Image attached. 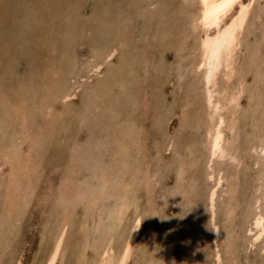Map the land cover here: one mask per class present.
<instances>
[{
	"label": "rangeland",
	"instance_id": "374dc122",
	"mask_svg": "<svg viewBox=\"0 0 264 264\" xmlns=\"http://www.w3.org/2000/svg\"><path fill=\"white\" fill-rule=\"evenodd\" d=\"M30 1L31 0H0V56H1L0 57V86H2V84H3L4 87H2V88L4 89V93L7 94L6 96L9 97L10 100L17 101L18 103H20V101H18V100L21 99L23 95L26 96V93H27L26 92L27 90H25V89H24L25 93H22V92L20 93L21 90H20L19 86L21 85V88H23V87L26 88V86H28L26 89H28V88L30 89V90L28 89V91H30L29 92L30 97H28L29 98L28 101H30V103H31V108L29 109V107H28L26 110L27 113L29 110L28 114H30L29 115L30 118L27 120V125L29 124L28 126H30V127H28V128H30L31 130L29 129L28 133H29V135H31L32 141H34V142L37 141L36 145L39 146L38 148H39V152H40V154H39V152L36 153L37 150H35V152H33V151L27 149L26 148L27 142H26V140H23L24 142H23L22 147H23L24 152L27 153L26 151L28 150V152H29L28 154L33 155L32 157L34 158V159L32 158L33 160H31V161H35V165H36L35 168L36 169H35V173L32 174L35 184L33 183V187L31 189L32 193L29 192V197L27 200L28 205L24 209V212L26 214L23 213L24 214V215L22 214L23 217L19 216L21 221L18 222L17 232L15 233L16 239H15V241H13L14 244L10 245L11 247H8L9 248L8 254L5 258L2 259V257H0L1 258L0 264H2V263L3 264H11V262L17 258V255H18V257L20 256V264H32V263L33 264H35V263L42 264L43 259L45 257V254L47 252L46 250L49 249L48 248V242L51 240V236L48 237V235H52V233L55 231V229L57 227V223H55V221L58 219L59 216H64V218H66V220L69 223V230L71 233L69 232V234L67 235V238H68L67 242H68V244L69 243L70 244L68 245V248L65 251L66 254L64 253V258L62 259L61 262H58L57 264H68V263L73 264V261H74L73 257L76 256V250H78L77 247H79V245L77 243H74L77 245V246H75L76 247L75 248L73 245V242H77L79 239L80 234L77 232L76 229L78 227H80V223H81V221L85 215V207H84L83 203L77 204L76 206H73L71 204V201L69 198H71V196L73 197L74 195L71 194L70 191H69L70 192V195H69V192L67 191V189L63 188L64 186L67 187V184H68L67 183L68 180H67L66 175L70 173V170H73V169H71L73 167V162H76L78 164V167H77L78 169H77V172L75 173V180H76L75 185L81 187V189L84 190L85 192L89 191L88 189H90V187L93 185V177L91 175L92 174L91 170H94V166H95L93 163V161H94L93 158L95 157V152L98 151V147L96 145L97 144L96 142L100 141V140H101L100 142L104 141L103 140L104 136L108 134L107 138H105L106 141H105L104 146L101 149L99 148L100 150H105V152L103 155L99 156L98 161L100 164H97L98 165L97 168H99V166L102 168V166H105L107 164L109 166L111 163H113L112 146H113L114 135L116 133H118V131L122 130L123 128L126 130L127 126L130 123L133 125H136L135 127L137 129L135 128V131L131 135V139L129 141L130 142V145H129L130 147L128 149L129 156L125 160L126 161V177H128V174L129 175L133 174L132 178L135 179L134 188L136 189V193L134 191L135 194L133 197L137 198V200L139 199L137 201L138 202L137 206H139L140 211L143 213H142V222H141V228H140V236L138 237V240L135 244V246L136 245H139V246H137V247L134 246L133 252L130 256V257H133V259L129 258L130 261H128V264H133L134 262H137V264H146V263L147 264H150V263L151 264H158V262H159V264H203L204 262H205V264H209L213 251L209 248V246H210L209 245L210 227H209V214H208L209 212H208V209L206 207L205 195H206V191L210 185V181L206 180L204 177V164L202 161L204 158V155H203L204 152L203 151H205V145H204V143L202 144V142H203L202 137L204 136L205 129H206L205 127L207 126V124H206V121H204L205 113L202 110L203 108L201 109V102L198 101V97H197L198 94H196L197 92L199 93V91H200L199 90V83L195 82L197 80V76H198L199 72L194 71L189 67L190 62L194 61V58H195L194 56H195L196 52L193 48V43L191 44V46L190 45H188V47L186 46V41L188 44L193 42V38H192L193 35L188 32L190 30V28H189V25L187 24V22L189 23L190 19L192 18L191 17L192 6H189V4H191V3L187 2L185 0H150V1L149 0H124V1L123 0H120V1L119 0H114V1L113 0H89V1L88 0H76V1L75 0H45V4L47 5V7L44 5L43 7L42 6L39 7L40 9L37 8L35 16H34V13L30 12L31 11L30 9H27V4L28 3L31 4ZM32 1L34 2V0H32ZM157 1H159V2H157ZM139 5H141V6H139ZM57 7L60 8V12H59L58 16H57V12H56ZM42 8H43V10H42ZM100 8H102V9H100ZM109 9H110V11H109ZM38 10L40 12H38ZM186 10H188V11L186 12ZM106 11L107 12L109 11L108 16H109V21L111 22L109 24L110 26L105 25L104 16L106 15L105 14ZM115 11L117 12V14L119 16L116 15ZM110 13H112V14L114 13V14L112 15ZM30 14H33V15H30ZM127 15H129V17ZM124 16H126V17H124ZM40 18H41V20H40ZM102 18H104V19H102ZM43 19L46 22L48 21L47 24L44 26H42L43 22H44ZM124 19H127V20L124 21ZM71 20H73L75 22L74 28H73V25H71L73 23V22L71 23ZM127 22H129L130 25ZM152 22L154 23V25ZM165 23H166L168 29L164 28ZM173 23H175L174 26H176L175 28H177V30L172 25ZM183 24H184V26H183ZM53 25H56V28H58L54 32L52 31V30H54L52 28ZM168 25H169V27H168ZM119 26H120V28H119ZM133 26L135 28H133ZM156 26H158V27H156ZM180 26H182V27H180ZM186 27L189 29H187ZM138 28H139V30H138ZM179 28L185 29V31H186V33L184 32L185 35H183V31L179 30ZM112 30L114 33H112ZM118 30H119V32H118ZM159 30H162L163 33ZM68 31H72V33H74V34H70V33H68ZM181 31H182V33H181ZM106 32L109 33V36L105 35ZM64 33H65V35H64ZM161 33H162V35H161ZM243 33H245V34H243ZM263 33H264V0H258V1L255 0L254 4L252 6L251 12H250L249 19H248L246 26L244 27L242 35H241L242 36L241 38H243V39H240V40L241 41L243 40L244 42L240 41V47H238V49L236 50V56L237 57L236 56L235 57L238 59V61H240L239 63H237L236 62L237 59L235 58L236 59L235 65L239 64L238 66H236V68L238 67L237 71H239L236 74L238 77H236V75H235L233 77V79L231 80L232 82L236 83V81H238V79H239L240 83H242L241 87L243 86L241 96L239 97V101L237 103V106L235 107V110L237 112L234 110L236 113L235 114L236 120H235L234 128L231 132H229V130H227V129H226V132L224 131L225 137L230 142L229 154L231 156L228 154L229 157L227 156V158H224L225 161H222V160L215 161V163L213 165V170H215V171L217 169H224L226 171L225 172L222 170V181H221L220 187L218 188V192H217V195L215 198V207H214V221H215V224H217L218 231H219V233H218L219 238L217 240V248L218 249H216V250L219 251V253L222 257V263L221 264H227L226 263V260L228 257L227 241L231 243L232 253L233 252L235 253V258L233 260V264H261V258L262 257L259 253L260 241H258L254 246L248 247L246 245V242H247L248 238L250 237V234L245 233V228L249 222V219H246V218H248L250 216V214L255 210V205L253 204L255 198L257 196H260L262 194V192L264 191V188L258 189V185L264 183V163H262V162H264V150L261 151V145L264 148V122H263L264 121L263 120L264 119L263 118L264 117V113H263L264 112V106H262V105H264V86H263L264 81L263 82L260 81V80H264V79H262V77L264 78V69H263L264 68V55H263L264 54V42H263L264 36H263ZM175 34H177V35H175ZM114 35H115V37H114ZM158 35H160V37H158ZM164 35L165 36L167 35V36L165 37ZM184 36H186L185 40H183L185 38ZM178 37H181V38L183 37L182 39L180 38V40H182L181 42L178 39ZM261 38H262V40H260ZM121 39H122V41H121ZM132 39H133V41H132ZM175 40H176V43H178L177 45L175 43V46L177 49L174 48V46H173L174 45L173 42ZM145 42H147V43H145ZM150 43H151V45H150ZM165 43H166V45H165ZM180 43H181V45H179ZM122 44L124 45V47ZM110 46H115L117 48L112 60H110L109 62H105V64L103 65V67L100 69L99 72L91 75V78L89 81H83L82 82V80L79 77L76 78L77 80H76V82H74V83H76V86H75L76 90L74 93L75 94L74 99L72 98L65 105H64V103H61L59 101H55L54 102L55 103L54 104V110L52 109L53 111H51V110L50 111H45V110L42 111L43 108L40 106V105H42V103L39 102V103H41V104H39L38 102H35L34 98L37 97L36 95L38 94V91H39L38 88H40L41 81H44V83H45L49 79L54 78L51 75V70L56 68V66H59V70H62L65 68V70L63 71L64 72V77H63L64 81L63 82L66 83V81H67V84L70 85L68 83V79L70 77H72L71 74L72 73H73V75L78 74V76H81L82 74H84L83 73L84 65L86 66L89 58H91V55L95 51L96 48H98L100 51H103L105 48L110 47ZM149 46H150V48H149ZM179 46H181V47H179ZM185 47H186L187 51H183V49H185ZM86 49H87V51H86ZM120 49H121V51H120ZM164 49H166V50L164 51ZM170 49H171V51H170ZM188 49H189V51H191L190 52L191 55L189 54ZM43 50H44V52H43ZM80 50H81V52H80ZM45 51L47 53H45ZM150 51H151V54H150ZM181 51H183V52H181ZM139 52H141L143 54L140 55ZM175 52L177 55L176 54L173 55ZM178 52H179V54H178ZM180 52H181V54H180ZM192 52H193V54L194 53L195 54L193 55ZM16 53H17V55H16ZM68 54H70V55H68ZM152 54H153V56H152ZM182 54L184 56H182ZM73 55H74V57H72ZM187 55H190V57H192L193 59L189 58V60H188L187 58L189 56H187ZM240 55L242 58L240 57ZM176 56H178V58H176ZM75 57L77 58V61L75 60L76 59ZM184 57H186V58H184ZM50 58L51 59L54 58L56 61L54 59L50 60ZM57 59H58V61H57ZM60 59H62V61ZM78 59L80 60L81 63H79ZM159 59H161L160 60L161 66L159 63ZM40 60H41V62H40ZM82 60H83V62H82ZM152 60L156 63H154ZM7 61L9 64L7 63ZM25 61L27 64L25 63ZM73 61L75 63V67L71 66V64L74 65ZM148 61H150L151 63ZM49 63H51V64H49ZM65 63L67 66H65ZM30 64H31V66H30ZM44 64H45V66H44ZM148 64H149V66H148ZM185 64H187V65H185ZM158 65H159L160 69H159ZM162 65H163V67H162ZM4 66L5 67L7 66L6 70H5ZM24 67H25V69H24ZM35 67H37V68L40 67V70L42 71V72L39 71L40 72L39 75L36 74L35 77L38 76L37 78L34 77L36 70L33 68H35ZM52 67H54V68H52ZM184 67H186V69H182ZM138 68H140V69H138ZM5 71H6V73H7V71L9 73L8 75L5 73V75H7V76H5L3 74ZM106 71L109 75L113 72L116 74V79H113V78L110 79V82L112 81V84L109 85V90L106 92L104 99L106 101L109 100L108 101L109 107H112L117 111V120L114 122V125L110 128V130L105 134V131H103V129H101L102 128L101 125L104 123L105 117L103 115H101L99 117L100 120L98 118L96 120L97 121L96 122L93 118V115H94V113H96L95 110L97 111L96 108L99 107L100 101H102L99 98H97V94L99 92L97 91V89H95L96 86H98L96 83H97V81H101L103 79V77L106 74ZM143 71H144V73H143ZM156 71H157V73H156ZM43 72L47 76V78H46V76H44V77L42 76ZM47 72H49L50 74H47ZM164 72H168V73H164ZM195 72H196V74H195ZM239 73H240V75H238ZM241 73H242V75H241ZM14 74L19 75V76L17 75L18 79H16L17 77ZM30 74H31V78H29ZM180 74H184L183 79H181V80L178 79ZM169 75H170V77H169ZM171 75H172V77H171ZM40 76H42L43 79H41L42 77H40ZM239 76L242 79H240ZM27 78H28V80H27ZM93 78H95V79L93 80ZM29 79L30 80L32 79V80L30 82H28ZM157 79H158V81H157ZM168 79H169L170 83H169ZM172 79H173V82H171ZM258 79H259V81H258ZM222 80H223V77L219 76V81L222 82ZM241 80H242V82H241ZM33 81H34V83H32ZM25 82H26V84H25ZM243 82H244V85H243ZM20 83H22V84H20ZM28 83H30V84H28ZM157 83H158L159 87H158ZM159 83L160 84L162 83L161 85H163V86H161ZM171 84H172V86H171ZM152 85H153V87H152ZM251 85H252V87H250ZM154 86H156V87H154ZM261 86H263V87H261ZM2 88L0 87V90ZM152 88L153 89L155 88V89L153 90ZM174 89H175V91H174ZM161 91H162V93H161ZM243 91H244V93H243ZM13 94H14V96H13ZM15 94H17V95H15ZM173 94L175 95V97L173 96ZM19 95H21V97ZM31 95H33L34 97ZM87 96L89 98H87ZM31 97H33L34 100L31 99ZM114 97H116V98H114ZM159 97H160V99H159ZM14 98L16 100H14ZM174 98H176V99H174ZM163 99H164V102L166 101L165 103L163 102ZM181 100H183L182 103H181ZM259 100H260V102H259ZM50 102H51L50 105L53 104L52 101H50ZM137 102L139 103V105H137L138 104ZM173 102H176V104ZM184 102L187 105H186L184 114H181L180 106L182 104L185 105ZM166 103H167V106L165 105ZM194 103H196V105H193ZM197 103H199V104H197ZM36 104H38V105H36ZM61 104H62V106H61ZM106 104H107V102L105 103V105ZM173 104H175V105H173ZM260 104H262V105H260ZM21 105L24 106L23 104H21ZM21 105H19V106H21ZM25 105L27 107V103H25ZM0 106L2 108L5 105H4V103H2L0 101ZM35 106L37 108H35ZM87 106H89V107H87ZM91 106H93V107H91ZM171 106H174V107H172V109H171L170 108ZM195 106H196V108H195ZM238 106H239V108H238ZM141 107H143V108H141ZM163 107H165L166 109H164ZM1 108H0V112L2 110ZM66 108H67V110H66ZM227 108H228L227 110L223 109L222 113L225 114L226 116H229L228 114H230L229 111L232 110V107L230 105ZM35 109H37V110H35ZM163 109H164V111H163ZM191 109H193V111ZM261 109L263 112H261ZM191 111L194 112L193 115H191L192 114ZM198 111H201V112H198ZM18 112L19 111H17V113H16L17 116H19V114L21 115L23 110L22 111L20 110L19 113ZM52 112H55L54 114L56 115L55 116L56 118L54 117V114ZM62 112H65V113H62ZM131 112H133V113H131ZM32 114L33 115L35 114V115L33 116ZM36 114H38V115H36ZM45 114H47L46 115L47 118H46ZM250 114H251V116H250ZM0 115H3V114L0 113ZM40 115L43 116V118H41ZM145 115H146V118H145ZM17 116L15 115V117H13V118L16 119ZM192 116L194 118L197 117L195 119L197 120L198 123L196 122V120H194V118H190L192 120H190L191 122L189 121L188 118L192 117ZM35 117H36L35 120L37 122L34 120ZM40 118L42 120H40ZM62 118H63V120H62ZM134 119H136V120H134ZM256 119L258 122L256 121ZM59 121H61V123H59ZM181 121L183 124L181 123ZM52 122H54V123H52ZM195 122H196V125H198V126L193 124ZM37 123H40V126H42V127H40ZM177 123H178V125H177ZM184 123L187 126H188V124L190 126L187 127L186 125H184ZM33 125H34V128H33ZM49 125H51V127ZM157 125L159 126V128H157L158 127ZM36 126H37V128H36ZM179 126H181V127L178 128ZM43 128H45V129H43ZM186 128H188V129H186ZM180 129H182V130H180ZM195 129H196V131H195ZM259 129H260V131H259ZM5 130H6L5 126H3L1 124L0 125V142H3V143H6L4 140L5 139L4 137H6ZM187 130H189L188 132H190V131L191 132L187 133ZM261 130H262V132H261ZM30 131L32 132V134ZM6 133L11 134L10 128L8 129V131ZM28 133H27V137H28ZM137 134L139 135V138H137L138 137ZM187 134H188V136H187ZM41 135H42V137H44L43 139L46 140L47 145L44 144L45 141L42 142L43 139L41 138ZM48 137H50L51 140ZM161 137H163V138H161ZM65 138L68 140H66ZM151 138H153V139H151ZM47 139H48V141H47ZM91 139H92V141H91ZM53 140H54V142H53ZM65 140L67 141V143H65ZM70 140H71V142H68ZM192 140H193V142H191ZM196 140L199 142H197ZM259 140L261 141L260 143H259ZM59 141H60V143H59ZM257 141H258V143H257ZM195 142H196V144L200 143L202 146L199 144H197V146H195ZM41 143L43 144V146ZM53 143L55 144V146ZM168 144H170L169 149L165 151L164 148ZM158 145H161V147H163V148H161L160 146L158 147ZM256 147H258V148L260 147V149H257ZM230 149H232V150H230ZM154 150H156V151H154ZM157 150H158V152H157ZM161 150H163V151H161ZM52 151H53V154H51ZM64 151H65V155L63 156L62 154H64ZM200 151H201V153H200ZM235 151L237 154H234ZM253 152H254V154H253ZM47 153H48V156H47ZM199 153H200V155H199ZM36 154L38 156H36ZM128 154H126V155H128ZM197 154H198V157H197ZM194 155H196V157ZM153 156H155V157H153ZM181 156H184L186 158V160L188 161L186 166H181V164H180ZM55 157L56 158L61 157L62 160H64L65 162H61L60 161L61 158L59 159V161L57 159V162H56ZM54 158H55V160H54ZM197 158H199V160ZM40 160L41 161L43 160V161L41 162ZM86 160H87V162H86ZM48 161H49L50 165H48V163H47ZM220 162H222V163H220ZM223 162L224 163L226 162V163L224 164ZM254 162L255 163L257 162V163L255 164ZM39 163H41V164H39ZM10 164L12 165L11 162L6 163L5 161H3L2 158L0 159V172L2 170V172L0 173L1 174L0 175V188L3 187L2 185L4 184L5 179H8V177L10 175L9 174L10 173L9 167H11ZM51 164L55 165V166L53 165L54 168ZM137 164H139V165H137ZM228 164H230V165H228ZM56 165L58 167H56ZM257 165L259 166L260 170L256 167H254ZM60 166H62L61 169H60ZM158 167H159V169H158ZM69 168H70V170L68 171ZM138 170L140 172H138ZM145 170L149 171V173H151V175L153 176L152 177V199H151L150 203L145 199V190L143 189L144 180L142 178H143V176H145V172H146ZM58 171H60V172H58ZM182 172H183V174H182ZM231 173H233V174H231ZM158 174H160V175H158ZM50 175L52 177H49ZM157 176L158 177L160 176V177L158 178ZM58 177H59V180H58ZM82 178H84V179H82ZM153 178H155V179H153ZM43 179H44V185L45 186H43ZM257 179L258 180L260 179V180L258 181ZM53 181L57 185V187H56V185H54ZM80 181L81 182L83 181V184L79 183ZM40 182H42V183H40ZM45 182H47V183H45ZM255 183H257V184H255ZM46 184H48V185L50 184L51 185L50 188ZM84 184H86V185H84ZM178 184H179V186H177ZM250 184H251V186H250ZM158 185H160V186H158ZM175 185H176V187H175ZM84 186L86 187V189ZM156 186H157V188H156ZM52 187H54L55 189L54 188L52 189ZM58 187H59V189H58ZM57 189H58L59 193H57L58 192ZM62 189H64L63 191L66 193L63 194V191H61ZM258 190L260 193L258 192ZM0 192H1V190H0ZM157 192H158V194H157ZM37 193H38V195H37ZM60 193L62 194V196ZM163 193H164V195H163ZM45 194H46V197H45ZM51 195H53L52 196L53 198L51 197ZM177 195H181V197L177 196ZM50 197H51V199H50ZM250 197H251V200H249ZM67 199H68V203L66 201ZM199 199L204 200V201H201ZM38 200H40V201H38ZM51 200H53V201L51 202ZM134 200H133V202L135 203ZM32 201H34V205H33ZM113 202H114L113 198L108 199V201L106 203H102V205L100 206V210L96 211L93 214V216H92L93 218H92L91 222L93 223V221H96L95 226H97V224L100 225V224L105 222L104 218H103L104 220L100 219V218L104 217L103 214L109 210L108 205L113 204ZM236 202H238V203H236ZM148 203L154 208L153 210H155V216H154L155 217V223L153 225L154 244L152 245V247H150V245H149L148 233H146L147 227H148V221H147V219H148V211H147ZM0 204H1V199H0ZM200 205H203V206H200ZM204 205H205V207H204ZM227 205L232 206V209H231L232 212L228 213V210H227L228 206ZM259 205L260 206H258V208L261 210H264V206H263L264 203H260ZM45 206H47V207H45ZM45 208H46V210H45ZM37 209L39 212L37 211ZM65 209H67V210H65ZM182 209H184V211ZM55 211H57V213H59V215ZM134 211H135V208H132L128 211L127 216L121 225V228L124 227V229H125L128 227V225L131 222ZM198 212H200V213H198ZM245 213H247V214L245 215ZM248 213H249V215H248ZM66 214H68V215L66 216ZM197 214H199V216ZM71 215H73V216H71ZM52 216H53V218H52ZM185 216H186V218H185ZM77 218H78V220H74ZM45 219L48 221H46ZM196 220H197V223L199 225L195 224ZM198 220H199V222H198ZM74 222H75V225L72 224ZM180 223H182V224H180ZM54 224H55V226L52 227ZM184 224H186V227H182ZM46 225L47 226L51 225V228L53 231L51 230L50 226L48 228ZM93 225H94V223H93ZM170 225H172V226L170 227ZM205 225L207 227H205ZM165 226H167V227H165ZM174 227H176V228L174 229ZM204 228H207V229H204ZM47 229H48V231L50 230L51 233H50V231H49V233L46 232ZM166 230L168 231V233ZM144 231H145V233H144ZM44 232L46 233V236H45ZM199 232H201L200 235H199ZM42 233H43V235H42ZM20 235H21V238H20ZM77 235H79V236H77ZM188 235H189V237H187ZM196 235L197 236L199 235L198 238L203 239L206 242L203 240L201 242V240H199ZM99 236H100V234L97 231H95V232H93L92 239L93 238L98 239ZM140 237H142V238L140 239ZM43 238H44V240H43ZM45 238L47 240H45ZM74 238H75V240H74ZM194 239H196V241L199 240V242L198 241L196 242ZM40 240L42 243L41 246H40L41 243L39 242ZM140 241H141V243H140ZM142 242H144V244H142ZM194 242H196V244H195L196 247L192 246V245H194ZM198 243H200L201 245ZM15 244H16L17 248H16ZM115 244H117V242ZM143 245H144V247H143ZM197 246H199L198 249L200 251H195V250H197ZM201 246H203V247H201ZM37 247H39V249ZM188 247H189V249H191L190 251L187 249ZM72 248H73V250H70ZM143 248L145 251L142 250ZM146 248L147 249L149 248V250H147ZM194 248H196V249L194 250ZM204 248H206V249H204ZM137 249L141 250V252H139ZM185 249L187 250V253H186ZM36 250L38 253L37 252L35 253ZM193 250H194V252H193ZM203 251H204V253H203ZM184 252H185V254H184ZM189 252H190V254H189ZM67 253H68V255H70V254L71 255L68 256ZM168 253H169V256H167ZM36 254H37V256H36ZM87 254L89 255L88 258H93L94 253H93L92 249H88ZM163 254L164 255L166 254V256H164ZM8 255H9V257H8ZM35 256H36V260H35ZM65 257H67L66 260H65ZM163 257H165V258H163ZM141 258H142V261L140 262ZM156 258H158L159 260H157ZM133 260H135V261H133ZM183 260H185V261L183 262ZM203 260H204V262H203Z\"/></svg>",
	"mask_w": 264,
	"mask_h": 264
},
{
	"label": "bare ground",
	"instance_id": "6f19581e",
	"mask_svg": "<svg viewBox=\"0 0 264 264\" xmlns=\"http://www.w3.org/2000/svg\"><path fill=\"white\" fill-rule=\"evenodd\" d=\"M41 1V2H40ZM76 1V0H75ZM89 1V0H88ZM114 1V0H113ZM120 1V0H119ZM118 1V2H119ZM124 1V0H123ZM150 1V0H149ZM187 2H190L191 4H189V6H192V12H191V19L190 22L187 24L189 25L190 30L188 31L189 33H191L192 38H193V42L191 43H187L186 41V46L188 47V45L191 46V44L193 43V48L196 52L195 54V58L194 61H191L189 64V67L194 70L199 72L198 76H197V80L195 81L196 83H199V93L197 92L196 94L198 97V101L201 102V109L204 111L205 115H204V121H206L207 126L205 127V133L204 136L202 137V144L204 143L205 145V151L204 152V158H203V164H204V177L206 180L210 181V185L206 191V195H205V202H206V207L208 209V214H209V227H210V241H209V248L213 251L211 258H210V262L209 264H221L222 263V257L219 253L217 248V240L219 238V231H218V227L217 224H215L214 221V207H215V198L218 192V188L221 185V181H222V170L225 171L224 169H217L216 171L213 170V165L215 163V161H225L224 158H227L228 154H229V148H230V142L227 140V138L225 137V132L226 129L229 130V132H231L234 128V124H235V107L237 106V103L239 101V97L241 96V92H242V87L240 83V80L238 79V81L232 82L231 80L233 79V77L237 74V68L235 65V61H236V50L238 49V47H240V39L242 36V32L244 27L246 26V23L249 19L250 16V12L252 9V6L255 2V0H185ZM258 1V0H257ZM30 3H26L27 4V9H30L32 13H36V9L39 7H43L44 5L47 7V5L45 4V0H34V2L31 0ZM40 2V3H39ZM54 2V1H53ZM52 2V3H53ZM85 2V1H84ZM144 2V1H143ZM159 2V1H157ZM60 3V2H59ZM146 3V2H145ZM151 3V2H150ZM39 4V5H38ZM83 4V3H82ZM104 4V3H103ZM128 4V3H127ZM147 4V3H146ZM49 5V4H48ZM60 6V5H59ZM84 6V5H83ZM101 6V5H100ZM107 6V5H106ZM134 6V5H133ZM141 6V5H139ZM184 6V5H183ZM49 7V6H48ZM63 7V6H62ZM135 7V6H134ZM150 7V6H149ZM256 7V6H255ZM136 8V7H135ZM158 8V7H157ZM188 8V7H187ZM190 8V7H189ZM259 8V7H258ZM40 9V8H39ZM56 12H57V16L59 15L60 12V8L57 7L56 8ZM72 9V8H71ZM102 9V8H100ZM163 9V8H162ZM254 9V8H253ZM43 10V8H42ZM69 10V9H68ZM108 10V9H107ZM113 10V9H112ZM161 10V9H160ZM110 11V9H109ZM109 11H106V15L104 16L105 18V25L106 26H110L109 24L111 23L109 21ZM146 11V10H145ZM156 11V10H155ZM164 11V10H163ZM188 10H186L187 12ZM255 11V10H254ZM38 12H40L38 10ZM67 12V11H66ZM98 12V11H97ZM102 12V11H101ZM113 12V11H112ZM116 12V11H115ZM165 12V11H164ZM135 13V12H134ZM137 13V12H136ZM147 13V12H146ZM184 13V12H183ZM189 13V12H188ZM260 13V12H259ZM258 13V14H259ZM68 14V13H67ZM112 14V13H110ZM114 14V13H113ZM112 14V15H113ZM129 14V13H128ZM33 15V14H30ZM116 15L117 12H116ZM115 15V16H116ZM33 16V17H34ZM114 16V17H115ZM119 16V15H118ZM123 16V15H122ZM129 17V15H127ZM162 16V15H161ZM31 17V16H30ZM42 17V16H41ZM126 17V16H124ZM123 17V18H124ZM182 17V16H181ZM184 17V16H183ZM102 18V19H104ZM186 18V17H185ZM184 18V19H185ZM119 19V18H118ZM132 19V18H131ZM174 19V18H173ZM29 20V19H28ZM41 20V18H40ZM111 20V19H110ZM127 19H124V21ZM129 20V19H128ZM151 20V19H150ZM36 21V20H35ZM43 25H46L47 22L43 19ZM84 21V20H83ZM109 21V22H108ZM123 21V22H124ZM66 22V21H65ZM73 22V23H72ZM130 22V21H129ZM129 22H127L129 24ZM71 25H73V28L75 27V22L73 20H71ZM118 23V22H117ZM125 23V22H124ZM153 23V22H152ZM158 23V22H157ZM102 24V23H101ZM108 24V25H107ZM116 24V23H115ZM132 24V23H131ZM175 23H173L172 25L174 26ZM177 24V23H176ZM179 24V23H178ZM103 25V24H102ZM124 25V24H123ZM130 25V24H129ZM134 25V24H133ZM154 25V23H153ZM186 25V24H185ZM187 25V26H188ZM95 26V25H94ZM105 26V27H106ZM132 26V25H131ZM130 26V27H131ZM139 26V25H138ZM166 26V27H165ZM164 28H167V25L165 23ZM184 26V24H183ZM250 26V25H249ZM22 27V26H21ZM158 27V26H156ZM163 27V26H162ZM169 27V25H168ZM176 26H174L175 28ZM182 27V26H180ZM54 30H52L53 32L56 31V25H53L52 27ZM120 28V26H119ZM125 28V27H124ZM133 28H135L133 26ZM137 28V27H136ZM172 28V27H171ZM187 28V27H186ZM187 28V29H189ZM108 29V28H107ZM112 29V28H111ZM110 29V30H111ZM153 29V28H152ZM159 29V28H158ZM162 29V28H161ZM168 29V28H167ZM177 30V28H175ZM252 29V28H251ZM255 29V28H254ZM127 30V29H126ZM139 30V28H138ZM174 30V29H173ZM183 31V35H185L186 31L185 29H180ZM124 31V30H123ZM163 33L162 30H159ZM167 31V30H166ZM175 31V30H174ZM181 31V33H182ZM90 32V31H89ZM110 32V31H109ZM119 32V30H118ZM126 32V31H125ZM143 32V31H142ZM185 32V33H184ZM187 32V33H188ZM68 33L70 34H74L72 33V31H68ZM112 33L113 30H112ZM145 33V32H144ZM149 33V32H148ZM159 33V32H158ZM161 33V35H162ZM173 33V32H172ZM171 33V34H172ZM52 34V33H51ZM146 34V33H145ZM160 34V33H159ZM179 34V33H178ZM245 34V33H243ZM63 35V34H62ZM65 35V33H64ZM76 35V34H75ZM106 36H109V33L106 32L105 33ZM120 35V34H119ZM144 35V34H143ZM177 35V34H175ZM182 35V36H183ZM188 35V34H187ZM186 35V36H187ZM71 36V35H70ZM73 36V35H72ZM117 36V35H116ZM155 36V35H154ZM153 36V37H154ZM165 36V35H164ZM163 36V37H164ZM167 36V35H166ZM165 36V37H166ZM186 36H184L185 38L183 40L186 39ZM264 36V33H263ZM74 37V36H73ZM115 37V35H114ZM127 37V36H126ZM151 37V36H150ZM149 37V38H150ZM158 37H160V35H158ZM164 37V38H165ZM188 37V36H187ZM83 38V37H82ZM181 37H178V39L180 40ZM183 38V37H182ZM181 38V39H182ZM123 39V38H122ZM121 39V41H122ZM145 39V38H144ZM158 39V38H157ZM166 39V38H165ZM177 39V38H176ZM154 40V39H153ZM163 40V39H162ZM189 40V39H188ZM192 40V39H191ZM259 40V39H258ZM262 40V38L260 39ZM124 41V40H123ZM133 41V39H132ZM149 41V40H148ZM158 41V40H157ZM182 40H180L181 42ZM49 42V41H48ZM61 42V41H60ZM104 42V41H103ZM139 42V41H138ZM155 42V41H154ZM169 42V41H168ZM167 42V43H168ZM241 42H244L243 40ZM264 42V41H263ZM51 43V42H50ZM68 43V42H67ZM70 43V42H69ZM123 43V42H122ZM147 43V42H145ZM156 43V42H155ZM172 43V42H171ZM176 40L173 42V46L174 48H176L175 46ZM262 43V42H261ZM44 44V43H43ZM53 44V43H52ZM62 44V43H61ZM104 44V43H103ZM129 44V43H128ZM131 44V43H130ZM158 44V43H157ZM163 44V43H162ZM178 43H176L177 45ZM74 45V44H73ZM81 45V44H80ZM83 45V44H82ZM123 45V44H122ZM121 45V46H122ZM134 45V44H133ZM151 45V43H150ZM166 45V43H165ZM181 45V43L179 44ZM246 45V44H245ZM50 46V45H49ZM106 46V45H105ZM160 46V45H159ZM168 46V45H167ZM166 46V47H167ZM51 47V46H50ZM124 47V45H123ZM122 47V48H123ZM181 47V46H179ZM252 47V46H251ZM77 48V47H76ZM150 48V46H149ZM74 49V48H73ZM80 49V48H79ZM78 49V50H79ZM116 47L115 46H110L105 48L103 51H100L98 48L95 49V51L92 53L91 58H89L88 63L86 64V66L84 65V71L81 76L77 75H73V73L71 74L72 77H70L68 79V83L70 85L63 82L64 81V69L59 70V66H56V68H54L53 70H51V75L52 77H54L53 79H49L47 82L44 83V81H41V85L38 94L36 95L37 97H35L33 99V97H31V99H33L35 102H41L42 105H40L45 111H53L54 110V102L55 101H59L61 103H64V105L66 103H68L72 98L74 99L75 96V86H76V78H80L83 81H89L91 78V75L94 73H97L100 71V69L103 67V65L105 64V62H109L110 60H112L115 52H116ZM125 49V48H124ZM131 49V48H130ZM138 49V48H137ZM140 49V48H139ZM168 49V48H167ZM177 49V48H176ZM179 49V48H178ZM186 49V47H185ZM183 49V51H187V49L185 50ZM190 49V48H189ZM188 49V51H189ZM94 50V49H93ZM127 50V49H126ZM136 50V49H135ZM142 50V49H141ZM166 49H164L165 51ZM192 50V49H191ZM70 51V50H69ZM75 51V50H74ZM87 51V49H86ZM121 51V49H120ZM131 51V50H130ZM133 51V50H132ZM171 51V49H170ZM175 51V50H174ZM177 51V50H176ZM181 51V52H183ZM248 51V50H247ZM14 52V51H13ZM17 52V51H16ZM44 52V50H43ZM77 52V51H76ZM81 52V50H80ZM124 52V51H123ZM180 52V54H181ZM191 51H189L190 54ZM45 53H47L45 51ZM75 53V52H74ZM79 53V52H78ZM136 53V52H135ZM140 55H142L143 53L139 52ZM187 53V52H186ZM41 54V53H40ZM72 54V53H71ZM81 54V53H80ZM85 54V53H84ZM131 54V53H130ZM151 54V51H150ZM176 52L173 54L175 55ZM179 54V52H178ZM193 54V52H192ZM193 54V55H194ZM245 54V53H244ZM14 55V54H13ZM17 55V53H16ZM27 55V54H26ZM57 55V54H56ZM66 55V54H65ZM70 55V54H68ZM89 55V54H88ZM149 55V54H148ZM177 55V54H176ZM191 55V54H190ZM190 55L187 59L189 60ZM242 55V54H241ZM240 55V57H241ZM264 55V54H263ZM45 56V55H44ZM67 56V55H66ZM146 56V55H145ZM153 56V54H152ZM182 56H184L182 54ZM186 56V55H185ZM236 56V57H235ZM248 56V55H247ZM1 57V56H0ZM12 57V56H11ZM27 57V56H26ZM47 57V56H46ZM74 57V55L72 56ZM77 57V56H76ZM75 57V58H76ZM254 57V56H253ZM17 58V57H16ZM41 58V57H40ZM44 58V57H43ZM62 58V57H61ZM145 58V57H144ZM150 58V57H149ZM176 58H178V56H176ZM186 58V57H184ZM236 58V59H235ZM242 58V57H241ZM45 59V58H44ZM47 59V58H46ZM54 59V58H52ZM50 58V60H52ZM193 59V58H192ZM191 59V60H192ZM251 59V58H250ZM55 60V59H54ZM62 61V59H60ZM77 61V58L75 59ZM74 60V61H75ZM161 59H159V63ZM179 60V59H178ZM177 60V61H178ZM5 61V60H4ZM32 61V60H31ZM36 61V60H35ZM39 61V60H38ZM49 61V60H48ZM56 61V60H55ZM58 61V59H57ZM73 61V63H74ZM79 63L80 60L78 59ZM153 61V60H152ZM187 61V60H186ZM33 62V61H32ZM41 62V60H40ZM83 62V60H82ZM150 62V61H148ZM154 62V61H153ZM237 63H239L240 61H236ZM247 62V61H246ZM8 63V61H7ZM13 63V62H12ZM26 63V61H25ZM36 63V62H35ZM39 63V62H38ZM52 63V62H51ZM49 63V64H51ZM67 63V62H66ZM65 63V66H67ZM78 63V62H77ZM85 63V62H84ZM147 63V62H146ZM151 63V62H150ZM156 63V62H154ZM243 63V62H242ZM6 64V63H5ZM9 64V63H8ZM27 64V63H26ZM32 64V63H31ZM30 64V66H31ZM34 64V63H33ZM53 64V63H52ZM55 64V63H54ZM171 64V63H170ZM181 64V63H180ZM241 64V63H240ZM245 64V63H244ZM4 65V64H3ZM7 65V64H6ZM29 65V64H28ZM41 65V64H40ZM147 65V64H146ZM156 65V64H155ZM154 65V66H155ZM187 65V64H185ZM9 66V65H8ZM33 66V65H32ZM45 66V64H44ZM48 66V65H47ZM71 66L75 67V63L74 65L71 64ZM149 66V64H148ZM161 66V63H160ZM5 67V66H4ZM7 67V66H6ZM5 67V70L7 69ZM14 67V66H13ZM107 67V66H106ZM145 67V66H144ZM159 67V65H158ZM157 67V68H158ZM163 67V65H162ZM240 67V66H239ZM42 68V67H41ZM50 68V67H49ZM151 68V67H150ZM189 68V69H190ZM246 68V67H245ZM11 69V68H10ZM25 69V67H24ZM36 70L34 77L37 75H39L40 72H42L40 70V67H35L33 68ZM48 69V68H47ZM51 69V68H50ZM136 69V68H135ZM140 69V68H138ZM160 69V67H159ZM164 69V68H163ZM182 69H186V67L182 68ZM241 69V68H240ZM243 69V68H242ZM264 69V68H263ZM28 70V69H27ZM149 70V69H148ZM162 70V69H161ZM40 71V72H39ZM141 71V70H140ZM146 71V70H145ZM155 71V70H154ZM139 72V71H138ZM3 73V72H2ZM6 71L3 73L5 75ZM32 73V72H31ZM142 73V72H141ZM144 73V71H143ZM157 73V71H156ZM164 73H168V72H164ZM7 75L9 74L8 71L6 73ZM13 74V73H12ZM21 74V73H20ZM47 74H50L49 72H47ZM62 74V75H61ZM174 74V73H173ZM178 74V73H177ZM185 74V73H184ZM184 74H180L179 75V80L183 79ZM196 74V72H195ZM250 74V73H249ZM5 75V76H7ZM16 75V74H14ZM18 75V74H17ZM16 75V77H17ZM67 75V74H66ZM65 75V76H66ZM152 75V74H151ZM166 75V74H165ZM240 75V73L238 74ZM242 75V73H241ZM13 76V75H12ZM19 76V75H18ZM42 76H46L43 72ZM40 76V77H42ZM50 76V75H49ZM100 76V75H99ZM110 76V77H109ZM219 76L223 77L222 82L219 81ZM15 77V76H14ZM38 77V76H37ZM35 77V78H37ZM39 77V78H40ZM43 77L41 79H43ZM109 77V78H108ZM141 77V76H140ZM170 77V75H169ZM172 77V75H171ZM236 77H238L236 75ZM262 77V76H261ZM12 78V77H11ZM10 78V79H11ZM22 78V77H21ZM29 78H31V74L29 76ZM47 78V76H46ZM50 78V77H49ZM116 79V74L113 72L110 75L107 73L105 76L103 77V79L101 81H97V85L95 89H97V91L99 92L97 94V98H99L100 103H99V107H97V111L95 110L96 113H94L93 118L96 121L101 115H103L104 118V123L101 125V129H103V131H105V134L110 130V128L114 125V122L117 120V111L112 108L109 107L108 101L109 100H105L104 96L106 94V92L109 90V85L112 84V81L110 82V79ZM150 78V77H149ZM160 78V77H159ZM240 79H242L239 76ZM257 78V77H256ZM18 79V77L16 78ZM73 79V80H72ZM95 78H93L94 80ZM245 79V78H244ZM262 79H264L262 77ZM15 80V79H14ZM22 80V79H21ZM28 80V78H27ZM32 80V79H31ZM29 79L28 82L31 81ZM35 80V79H34ZM46 80V79H45ZM150 80V79H149ZM161 80V79H160ZM194 80V79H193ZM253 80V79H252ZM16 81V80H15ZM23 81V80H22ZM156 81V80H155ZM158 81V79H157ZM169 81V79H168ZM259 81V79H258ZM260 81H264V80H260ZM173 82V79L172 81ZM242 82V80H241ZM261 82V83H262ZM16 83V82H15ZM34 83V81L32 82ZM31 83V84H32ZM65 83V84H64ZM89 83V82H88ZM163 83V82H162ZM161 83V84H162ZM170 83V81H169ZM264 83V82H263ZM22 84V83H20ZM26 84V82H25ZM30 84V83H28ZM39 84V83H38ZM155 84V83H154ZM160 84V83H159ZM160 84V85H161ZM164 84V83H163ZM252 84V83H251ZM18 85V84H17ZM158 85V83H157ZM165 85V84H164ZM244 85V82H243ZM163 86V85H161ZM172 86V84H171ZM196 86V85H195ZM264 86V85H263ZM261 86V87H263ZM1 88L4 87L3 84L2 86H0ZM23 87V86H22ZM28 86H26L27 88ZM153 87V85H152ZM156 87V86H154ZM159 87V85H158ZM174 87V86H173ZM194 87V86H193ZM252 87V85L250 86ZM20 88V93H25L24 89L27 90L26 92V96H22L21 99H19L18 101H20V103H18L17 101H12L9 99V97H7L4 93V89L2 88L0 90V101L2 103H4V107L0 108L2 109L0 113H2L3 115H0V125L2 124L3 126H5L6 130H5V134L6 137H4L5 142H0V159L2 158L3 161H5L6 163L11 162L12 165L11 167H9V171H10V175L8 177V179H5L4 184L2 185L3 187L0 188L1 192H0V199H1V204H0V257L5 258L8 254V247H11L10 245L14 244L13 241H15L16 239V235L15 233L17 232V226H18V222L21 221L20 217H23V213L25 207L28 205V197H29V192H31L32 187H33V183H34V178L32 176V174L35 173V161H31L34 158L32 157L33 155L28 154V150H31L33 152L36 151V153L39 152V146L36 145L37 141L34 142L32 141L31 135H29L28 130L30 128V126L27 125V120L30 118V114L29 110L27 113V108L29 107V109L31 108V103L28 97H30V94L28 91V89L26 88H21V85L19 86ZM161 88V87H160ZM175 88V87H174ZM197 88V87H196ZM245 88V87H244ZM243 88V89H244ZM260 88V87H259ZM153 89V88H152ZM155 89V88H154ZM153 89V90H154ZM162 89V88H161ZM165 89V88H164ZM261 89V88H260ZM16 90V89H15ZM30 90V89H29ZM78 90V89H77ZM187 90V89H186ZM245 90V89H244ZM18 91V90H17ZM175 91V89H174ZM263 91V90H262ZM105 92V93H104ZM261 92V91H260ZM259 92V93H260ZM162 93V91H161ZM172 93V92H171ZM174 93V92H173ZM176 93V92H175ZM244 93V91H243ZM242 93V94H243ZM18 94V93H17ZM15 94V95H17ZM92 94V93H91ZM90 94V95H91ZM14 96V94H13ZM21 97V95H19ZM143 96V95H142ZM163 96V95H162ZM173 96L175 97V95L173 94ZM19 97V98H20ZM186 97V96H185ZM190 97V96H189ZM87 98H89L87 96ZM116 98V97H114ZM193 98V97H192ZM196 98V97H195ZM76 99V98H75ZM158 99V98H157ZM160 99V97H159ZM172 99V98H171ZM176 99V98H174ZM173 99V100H174ZM261 99V98H260ZM14 100H16L14 98ZM86 100V99H85ZM89 100V99H88ZM50 101L53 102V104L50 105ZM119 101V100H118ZM162 101V100H161ZM183 100H181L182 103ZM104 102V103H103ZM107 102V104L105 105V103ZM164 102V99H163ZM166 102V101H165ZM164 102V103H165ZM260 102V100H259ZM25 103H27V107L25 105ZM29 103V104H28ZM34 103V102H33ZM39 103V104H41ZM93 103V102H92ZM138 103V102H137ZM136 103V104H137ZM171 103V102H170ZM176 104V102H173ZM21 104H23L24 106H22ZM120 104V103H119ZM173 104V105H175ZM185 104V102H184ZM199 104V103H197ZM21 105V106H19ZM38 105V104H36ZM58 105V104H57ZM63 105V106H64ZM139 105V103L137 104ZM162 105V104H161ZM167 106V103L165 104ZM186 105H181L180 106V112L181 114H184L185 112V108ZM193 105H196V103H194ZM232 107V110L229 111L230 114H228L229 116H226L225 114L222 113V110L225 109L227 110L228 106ZM233 105V106H232ZM262 105V104H260ZM62 106V104H61ZM60 106V107H61ZM69 106V105H68ZM90 106V105H89ZM87 106V107H89ZM164 106V105H163ZM259 106V105H258ZM264 106V105H262ZM261 106V107H262ZM56 107V106H55ZM70 107V106H69ZM83 107V106H82ZM93 107V106H91ZM171 106L170 108L172 109ZM35 108H37L35 106ZM99 108V109H98ZM143 108V107H141ZM164 109H166L165 107H163ZM196 108V106H195ZM199 108V107H198ZM239 108V106H238ZM256 108V107H255ZM259 108V107H258ZM34 109V108H33ZM41 109V108H40ZM53 109V110H52ZM85 109V108H84ZM163 109V111H164ZM20 110L23 112L21 113V115L19 114V116H17V111L20 112ZM37 110V109H35ZM67 110V108H66ZM69 110V109H68ZM193 111V109H191ZM195 110V109H194ZM230 110V109H229ZM235 110V111H234ZM240 110V109H239ZM254 110V109H253ZM167 111V110H166ZM191 111V112H192ZM18 112V113H19ZM32 112V111H31ZM67 112V111H66ZM201 112V111H198ZM237 112V111H236ZM261 112L262 109H261ZM33 113V112H32ZM40 113V112H39ZM38 113V114H39ZM53 114L55 112H52ZM65 113V112H62ZM130 113V112H129ZM133 113V112H131ZM161 113V112H160ZM190 113V112H189ZM194 112H192L191 115H193ZM250 113V112H249ZM264 113V112H263ZM36 114V115H38ZM93 114V113H92ZM162 114V113H161ZM258 114V113H257ZM15 115L17 116V118H13L15 117ZM33 115V114H32ZM35 115V114H34ZM33 115V116H34ZM42 115V114H41ZM41 118H43V116H41ZM47 114H45L46 116ZM142 115V114H141ZM195 115V114H194ZM256 115V114H255ZM263 115V114H262ZM56 115L54 114V117ZM180 116V115H179ZM238 116V115H237ZM251 116V114H250ZM50 117V116H49ZM48 117V118H49ZM129 117V116H128ZM142 117V116H141ZM157 117V116H156ZM253 117V116H252ZM40 118V120H42ZM47 118V116H46ZM56 118V117H55ZM131 118V117H130ZM146 118V115H145ZM190 118H194L189 117V121L192 120ZM197 118V117H195ZM194 118V120H196ZM203 118V117H202ZM250 118V117H249ZM257 118V117H256ZM259 118V117H258ZM264 118V117H263ZM36 119V117L34 118V120ZM156 119V118H155ZM180 119V118H179ZM60 120V119H59ZM63 120V118H62ZM100 120V118H99ZM136 120V119H134ZM143 120V119H142ZM150 120V119H149ZM154 120V119H153ZM264 120V119H263ZM36 121V120H35ZM152 121V120H151ZM201 121V120H200ZM257 121V119H256ZM37 122V121H36ZM48 122V121H47ZM55 122V121H54ZM52 122V123H54ZM97 122V121H96ZM128 122V121H127ZM153 122V121H152ZM191 122V121H190ZM197 122V120H196ZM196 122L193 123L196 125ZM237 122V121H236ZM258 122V121H257ZM264 122V121H263ZM59 123H61V121H59ZM92 123V122H91ZM182 123V121H181ZM189 123V122H188ZM198 123V122H197ZM261 123V122H260ZM40 126V123H37ZM151 124V123H150ZM159 124V123H158ZM183 124V123H182ZM190 124V123H189ZM188 124V126L184 123V125H186L187 127H189L190 125ZM192 124V125H193ZM253 124V123H252ZM259 124V123H258ZM46 125V124H45ZM156 125V124H155ZM178 125V123H177ZM200 125V124H199ZM256 125V124H255ZM262 125V124H261ZM48 126V125H47ZM51 127V125H49ZM136 125L133 124H129L127 126V129L124 130H120L118 131V133H116L114 135V139H113V146H112V156H113V163H111L109 166L108 164L105 166H102V168L99 166V168H97V164H100L98 159L100 155H103L105 150H100L104 144L107 138V135L104 136V141L100 142L97 141L96 145L98 147V151L95 152V157L93 158V163H94V170H91L92 172V177H93V185L90 187V189H88L89 191L85 192L84 190L81 189V187L76 186L75 185V173L77 172V167L78 164L76 162H73V167L70 170V168L68 169V171L70 170V173L67 174V187L64 186V189H67V191L71 192V194H73L74 196L70 199L71 204L73 206H76L77 204H84L85 207V215L80 223V227H78L76 230L77 232L80 234L77 235L79 236V239L77 242H73L74 247L77 246L74 243H77L79 245L78 250H76V256L73 257V264H128L129 258L133 259V257H130L134 246L138 240V237L140 236V228H141V222H142V213L139 209L138 205V200L137 198L133 197L134 194L136 193V189L134 188L135 185V179L132 178V175H129L128 173V177H126V158L129 156L128 154V149H129V145H130V139H131V135L134 133L135 131V127ZM154 126V125H153ZM158 126V125H157ZM198 126V125H196ZM42 127V126H40ZM155 127V126H154ZM153 127V128H154ZM181 126H179L178 128H180ZM183 127V126H182ZM200 127V126H199ZM198 127V128H199ZM256 127V126H255ZM3 128V127H2ZM10 128V132L6 133L8 131V129ZM32 128V127H31ZM34 128V125H33ZM37 128V126H36ZM49 128V127H48ZM159 128V126L157 127ZM45 129V128H43ZM137 129V128H136ZM183 129V128H182ZM180 129V130H182ZM188 129V128H186ZM202 129V128H201ZM31 130V129H30ZM38 130V129H37ZM200 130V129H199ZM203 130V129H202ZM33 131V130H32ZM138 131V130H137ZM189 130H187V133ZM196 131V129H195ZM201 131V130H200ZM225 131V132H224ZM260 131V129H259ZM31 132V131H30ZM34 132V131H33ZM38 132V131H37ZM194 132V131H193ZM262 132V130H261ZM27 133H28V137H27ZM81 133V132H80ZM149 133V132H148ZM151 133V132H150ZM200 133V132H199ZM202 133V132H201ZM32 134V132H31ZM34 134V133H33ZM79 134V133H78ZM157 135V134H156ZM199 135V134H198ZM78 136V135H77ZM137 138H139V135L137 134ZM158 136V135H157ZM156 136V137H157ZM188 136V134H187ZM230 136V135H229ZM41 138L43 139L44 137ZM46 138V137H45ZM50 139V137H48ZM163 138V137H161ZM262 138V137H261ZM66 139V138H65ZM79 139V138H78ZM153 139V138H151ZM160 139V138H159ZM166 139V138H165ZM190 139V138H189ZM232 139V138H231ZM23 140H26L27 142V153L24 152L23 150ZM51 140V139H50ZM63 140V139H62ZM68 140V139H66ZM65 140V143H67V141ZM72 140V139H71ZM68 141V142H71ZM161 140V139H160ZM176 140V139H175ZM245 140V139H244ZM45 141V145H47L46 140L43 139L42 142ZM48 141V139H47ZM92 141V139H91ZM147 141V140H146ZM197 141V140H196ZM54 142V140H53ZM62 142V141H61ZM171 142V141H170ZM193 142V140L191 141ZM199 142V141H197ZM245 142V141H244ZM261 141L259 140V143ZM263 142V141H262ZM52 143V142H51ZM60 143V141H59ZM155 143V142H154ZM255 143V142H254ZM258 143V141H257ZM42 144V143H41ZM54 144V143H53ZM52 144V145H53ZM192 144V143H191ZM199 145H201L200 143H197ZM196 142H195V146H197ZM247 144V143H246ZM245 144V145H246ZM49 145V144H48ZM68 145V144H67ZM71 145V144H70ZM193 145V144H192ZM203 145V146H204ZM43 146V144H42ZM55 146V144H54ZM65 146V145H64ZM161 147V145H158V147ZM170 144H168L164 149L165 151L169 149ZM202 146V145H201ZM45 147V146H44ZM48 147V146H47ZM53 147V146H52ZM63 147V146H62ZM68 147V146H67ZM70 147V146H69ZM199 147V146H198ZM42 148V147H41ZM60 148V147H59ZM100 148V149H99ZM138 148V147H137ZM163 148V147H161ZM160 148V149H161ZM191 148V147H190ZM196 148V147H195ZM200 148V147H199ZM257 149H260V147H256ZM157 149V148H156ZM159 149V150H160ZM163 149V150H164ZM197 149V148H196ZM201 149V148H200ZM204 149V148H203ZM202 149V150H203ZM54 150V149H53ZM63 150V149H62ZM138 150V149H137ZM161 150V151H163ZM232 150V149H230ZM235 150V149H234ZM264 150V148L261 145V151ZM150 151V150H149ZM152 151V150H151ZM156 151V150H154ZM45 152V151H44ZM50 152V151H49ZM138 152V151H137ZM158 152V150H157ZM156 152V153H157ZM232 152V151H231ZM63 153V152H62ZM74 153V152H73ZM174 153V152H173ZM196 153V152H195ZM201 153V151H200ZM199 153V155H200ZM248 153V152H247ZM9 154V155H8ZM40 154V152H39ZM50 154V153H49ZM53 154V151L52 153ZM128 154V155H126ZM139 154V153H138ZM159 154V153H158ZM234 154H237L236 151ZM243 154V153H242ZM254 154V152H253ZM46 155V154H45ZM44 155V156H45ZM63 156L65 155V151L64 154H62ZM125 155V156H124ZM187 155V154H186ZM202 155V154H201ZM230 155V154H229ZM240 155V154H239ZM36 156H38L36 154ZM48 156V153H47ZM50 156V155H49ZM177 156V155H176ZM179 156V155H178ZM196 157V155H194ZM231 156V155H230ZM253 156V155H252ZM46 157V156H45ZM53 157V156H52ZM82 157V156H81ZM155 157V156H153ZM198 157V154H197ZM229 157V156H228ZM255 157V156H254ZM33 158V159H32ZM50 158V157H49ZM56 158V157H55ZM54 158V160H55ZM61 157L56 158V162L57 159L59 161ZM160 158V157H159ZM242 158V157H241ZM157 159V158H156ZM199 160V158H197ZM255 159V158H254ZM258 159V158H257ZM48 160V159H47ZM145 160V159H144ZM148 160V159H147ZM151 160V159H150ZM2 161V160H1ZM39 161V160H38ZM41 161V160H40ZM43 161V160H42ZM41 161V162H42ZM61 162H65L64 160H60ZM159 161V160H158ZM231 161V160H230ZM255 161V160H254ZM87 162V160H86ZM258 162V161H257ZM256 162V163H257ZM48 165L49 161L47 162ZM139 163V162H138ZM160 163V162H159ZM188 163V161L186 160V158L184 156H181V160H180V164L181 166H186ZM222 163V162H220ZM224 163V162H223ZM226 163V162H225ZM224 163V164H225ZM231 163V162H230ZM255 163V162H254ZM255 163V164H256ZM264 163V162H262ZM41 164V163H39ZM59 164V163H58ZM161 164V163H160ZM218 164V163H217ZM6 165V164H5ZM52 166L54 164H51ZM139 165V164H137ZM219 165V164H218ZM230 165V164H228ZM9 166V165H8ZM55 166V165H54ZM53 166V168H54ZM131 166V165H130ZM258 166V165H257ZM254 166L256 168L259 169V166ZM261 166V165H260ZM4 167V166H3ZM17 167V168H16ZM56 167H58L56 165ZM62 166H60L61 169ZM217 167V166H216ZM263 167V166H262ZM40 168V167H39ZM38 168V169H39ZM164 168V167H163ZM166 168V167H165ZM221 168V167H220ZM225 168V167H224ZM236 168V167H235ZM57 169V168H56ZM159 169V167H158ZM45 170V169H44ZM51 170V169H50ZM55 170V169H54ZM133 170V169H132ZM162 170V169H161ZM165 170V169H164ZM228 170V169H227ZM260 170V169H259ZM4 171V170H3ZM41 171V170H40ZM39 171V172H40ZM47 171V170H46ZM45 171V172H46ZM49 171V170H48ZM52 171V170H51ZM72 171V172H71ZM146 171V170H145ZM177 171V170H176ZM2 172V170H1ZM0 172V173H1ZM60 172V171H58ZM132 172V171H131ZM138 172H140L138 170ZM163 172V171H162ZM165 172V171H164ZM175 172V171H174ZM179 172V171H178ZM226 172V171H225ZM231 172V171H230ZM261 172V171H260ZM7 173V172H6ZM48 173V172H47ZM50 173V172H49ZM85 173V172H84ZM160 173V172H159ZM166 173V172H165ZM224 173V172H223ZM8 174V173H7ZM46 174V173H45ZM44 174V175H45ZM183 174V172H182ZM233 174V173H231ZM249 174V173H248ZM262 174V173H261ZM1 175V174H0ZM53 175V174H52ZM160 175V174H158ZM163 175V174H162ZM201 175V174H200ZM224 175V174H223ZM255 175V174H254ZM259 175V174H258ZM8 176V175H7ZM46 176V175H45ZM180 176V175H179ZM49 177H52L51 175ZM86 177V176H85ZM152 175L151 173H149V171L145 172V176H143V180H144V186L143 189L145 190V199L150 203L151 199H152ZM158 177V176H157ZM160 177V176H159ZM158 177V178H159ZM65 178V177H64ZM236 178V177H235ZM251 178V177H250ZM260 178V177H259ZM4 179V178H3ZM84 179V178H82ZM155 179V178H153ZM237 179V178H236ZM254 179V178H253ZM42 180V179H41ZM59 180V177H58ZM78 180V179H77ZM86 180V179H85ZM142 180V181H143ZM240 180V179H239ZM258 180V179H257ZM260 180V179H259ZM258 180V181H259ZM37 181V180H36ZM65 181V180H64ZM237 181V180H236ZM252 181V180H251ZM257 181V182H258ZM48 182V181H47ZM45 182V183H47ZM61 182V181H60ZM42 183V182H40ZM54 183V181H53ZM57 183V182H56ZM77 183V182H76ZM83 184V181L79 182ZM78 183V184H79ZM85 183V182H84ZM262 183V182H261ZM35 184V183H34ZM38 184V183H37ZM52 184V183H51ZM63 184V183H62ZM61 184V185H62ZM257 184V183H255ZM259 184V183H258ZM39 185V184H38ZM41 185V184H40ZM47 186H49L50 188V184H46ZM54 185H56L54 183ZM66 185V184H65ZM80 185V184H79ZM86 185V184H84ZM195 185V184H194ZM43 186L44 185V179H43ZM60 186V185H59ZM82 186V185H81ZM160 186V185H158ZM179 186V184L177 185ZM251 186V184H250ZM257 186V185H256ZM57 187V185H56ZM85 187V186H84ZM176 187V185H175ZM54 187H52L53 189ZM157 188V186H156ZM253 188V187H252ZM260 188H264V183L263 184H259L258 185V189ZM55 189V188H54ZM59 189V187H58ZM57 189V191H58ZM64 189H62L61 191H63ZM86 189V187H85ZM176 189V188H175ZM178 189V188H177ZM225 189V188H224ZM251 189V188H250ZM50 190V189H49ZM56 191V190H55ZM135 191V193H134ZM198 191V190H197ZM35 192V191H34ZM33 192V193H34ZM69 192V195H70ZM74 192V193H73ZM195 192V191H194ZM259 192V190H258ZM32 193V192H31ZM49 193V192H48ZM59 193V191L57 192ZM66 193L63 191V194ZM202 193V192H201ZM260 193V192H259ZM61 194V193H60ZM158 194V192H157ZM238 194V193H237ZM257 194V193H256ZM34 195V194H33ZM38 195V193H37ZM40 195V194H39ZM58 195V194H57ZM164 195V193H163ZM203 195V194H202ZM236 195V194H235ZM250 195V194H249ZM35 196V195H34ZM53 195H51L52 197ZM60 196V195H59ZM62 196V194H61ZM180 196L181 195H177ZM44 197V196H43ZM46 197V194H45ZM50 197V199H51ZM67 197V196H66ZM143 197V196H142ZM235 197V196H234ZM33 198V197H32ZM41 198V197H40ZM53 198V197H52ZM113 198L114 202L113 204L108 205L109 210L106 211L103 215L104 217H101L100 219H105V222L95 226L96 221H92V216L93 214L100 210V206L102 205V203H106L108 201V199ZM157 198V197H156ZM162 198V197H161ZM168 198V197H167ZM184 198V197H183ZM202 198V197H201ZM254 198V197H253ZM135 199V200H134ZM237 199V198H236ZM34 200V199H33ZM41 200V199H40ZM38 200V201H40ZM133 200L135 201V203L133 202ZM201 200V199H199ZM251 200V197L250 199ZM248 200V201H249ZM44 201V200H43ZM46 201V200H45ZM53 200H51L52 202ZM68 203V199L66 200ZM69 201V202H70ZM204 201V200H201ZM247 201V200H246ZM33 205H34V201ZM36 202V201H35ZM50 202V203H51ZM165 202V201H164ZM251 202V201H250ZM249 202V203H250ZM148 203L147 206V211H148V227H147V232L148 233V242L150 247H152V245L154 244V231H153V225L155 223V210H153L154 208ZM200 203V202H199ZM238 203V202H236ZM260 203H264V191L262 192V194L260 196H257L253 202V204L255 205V210L250 214V216L246 219H249L248 224L246 225L245 228V233H249L250 237L248 238L246 245L248 247H252L254 246L258 241H260V247H259V253L261 255V264H264V210H261L258 208V206H260ZM30 204V203H29ZM32 204V203H31ZM40 204V203H39ZM46 204V203H45ZM61 204V203H60ZM203 204V203H202ZM205 204V203H204ZM244 204V203H243ZM242 205V204H241ZM36 206V205H35ZM52 206V205H51ZM59 206V205H58ZM70 206V205H69ZM181 206V205H180ZM203 206V205H200ZM228 206V205H227ZM264 206V205H263ZM29 207V206H28ZM47 207V206H45ZM71 207V206H70ZM184 207V206H183ZM205 207V205H204ZM234 207V206H233ZM252 207V206H251ZM262 207V206H261ZM40 208V207H39ZM66 208V207H65ZM135 208V211L133 212V216L131 219L130 224L128 225L127 228L124 229L121 228V225L124 221V219L127 216V213L130 209ZM197 208V207H196ZM44 209V208H43ZM232 206L229 205L227 210L228 213L232 212ZM238 209V208H237ZM46 210V208H45ZM67 210V209H65ZM184 211V209H182ZM248 210V209H247ZM26 211V210H25ZM38 211V209H37ZM179 211V210H178ZM204 211V210H203ZM39 212V211H38ZM57 213V211H55ZM59 212V211H58ZM61 212V211H60ZM66 212V211H65ZM248 212V211H247ZM29 213V212H28ZM67 213V212H66ZM183 213V212H182ZM189 213V212H188ZM200 213V212H198ZM23 214V215H22ZM26 214V213H25ZM59 215V213H57ZM70 214V213H69ZM163 214V213H162ZM203 214V213H202ZM247 213H245L246 215ZM22 215V216H21ZM68 214H66L67 216ZM199 216V214H197ZM249 215V213H248ZM73 216V215H71ZM70 216V217H71ZM81 216V215H80ZM194 216V215H193ZM41 217V216H40ZM56 217V216H55ZM69 217V218H70ZM195 217V216H194ZM193 217V218H194ZM197 217V216H196ZM224 217V216H223ZM53 218V216H52ZM186 218V216H185ZM192 218V217H191ZM202 218V217H201ZM244 218V219H245ZM24 219V218H23ZM68 219V218H67ZM103 219V220H104ZM129 219V218H128ZM46 220V219H45ZM69 220V219H68ZM71 220V219H70ZM74 220H78L74 219ZM193 220V219H192ZM48 221V220H46ZM45 221V222H46ZM50 221V220H49ZM54 221V220H53ZM204 221V220H203ZM247 221V220H246ZM76 222V221H75ZM75 222L72 223L73 225H75ZM199 222V220H198ZM245 222V221H244ZM55 223H57V227L55 229V231L52 233V235H48L51 236V240L48 242V250H46V254L45 257L43 259L42 264H57L58 262H61L62 259L64 258V253L68 248V238L67 235L69 234L70 230H69V223L66 220V218H64V216H59L58 219L55 221ZM78 223V222H77ZM191 223V222H190ZM247 223V222H246ZM20 224V223H19ZM46 224V223H45ZM52 224V223H51ZM182 224V223H180ZM195 224L197 223V220L195 221ZM43 225V224H42ZM48 225V224H47ZM46 225V226H47ZM77 225V224H76ZM185 225V226H184ZM182 227H186V224H184ZM199 225V224H198ZM201 225V224H200ZM20 226V225H19ZM51 228V225H49ZM49 226H47L49 228ZM55 224L52 226L54 227ZM127 226V225H126ZM169 226V225H168ZM172 225H170L171 227ZM21 227V226H20ZM167 227V226H165ZM189 227V226H188ZM205 227H207L205 225ZM44 228V227H43ZM176 227H174L175 229ZM73 229V228H72ZM190 229V228H189ZM193 229V228H192ZM207 229V228H204ZM209 229V228H208ZM242 229V228H241ZM52 230V228H51ZM75 230V231H76ZM145 230V229H144ZM169 230V229H168ZM172 230V229H171ZM50 231V230H49ZM48 229L46 232H48ZM53 231V230H52ZM97 231L100 236L98 237V239H92L93 237V232ZM167 231V230H166ZM165 231V232H166ZM73 232V231H72ZM45 233V232H44ZM51 233V231H50ZM71 233V232H70ZM145 233V231H144ZM168 233V231H167ZM183 233V232H182ZM181 233V234H182ZM201 232H199L200 235ZM175 234V233H174ZM43 235V233H42ZM198 235V236H199ZM245 235V234H244ZM18 236V235H17ZM46 236V233H45ZM197 236V235H196ZM197 236V238H198ZM189 237V235L187 236ZM21 238V235H20ZM41 238V237H40ZM142 237H140L141 239ZM144 238V237H143ZM185 238V237H184ZM247 238V237H246ZM199 239V238H198ZM44 240V238H43ZM42 240V241H43ZM45 240H47L45 238ZM75 240V238H74ZM167 240V239H166ZM184 240V239H183ZM182 240V241H183ZM196 241V239H194ZM202 240L203 239H199ZM199 240H197L199 242ZM142 241V240H141ZM140 241V243H141ZM169 241V240H168ZM196 241V242H197ZM205 241V240H203ZM41 243V240L39 241ZM117 242V244H115ZM145 242V241H144ZM144 242H142V244H144ZM196 242H194V247ZM206 242V241H205ZM139 243V244H140ZM182 243V242H181ZM138 244V243H137ZM141 244V245H142ZM183 244V243H182ZM190 244V243H189ZM200 244V243H198ZM206 244V243H205ZM39 245V244H38ZM42 245V243L40 244V246ZM140 245V246H141ZM201 245V244H200ZM16 246V244H15ZM139 245H136L135 247H137ZM190 246V245H189ZM204 246V245H203ZM201 246V247H203ZM206 246V245H205ZM73 247V248H74ZM144 247V245H143ZM199 246H197V250H195L196 248H194L195 251H200L198 249ZM231 243L227 241V260L226 263L227 264H233V260L235 258V253H232L231 250ZM14 248V247H13ZM17 248V246H16ZM39 249V247H37ZM70 249V250H73ZM76 248V247H75ZM141 248V247H140ZM237 248V247H236ZM37 249V250H38ZM88 249H92L93 250V258H88V254H87V250ZM147 249V248H146ZM189 251L191 249H189V247L187 248ZM193 249V248H192ZM206 249V248H204ZM37 250L35 251V253L37 252ZM138 250V249H137ZM143 251L144 248L142 249ZM149 250V248L147 249ZM186 250V249H185ZM193 250V252H194ZM203 250V249H202ZM40 251V250H39ZM139 252H141V250H138ZM10 252V251H9ZM68 252V251H67ZM75 252V251H74ZM14 253V252H13ZM18 253V252H17ZM38 253V252H37ZM147 253V252H146ZM155 253V252H154ZM187 253V250H186ZM202 253V252H201ZM204 253V251H203ZM19 254V253H18ZM66 254V253H65ZM75 254V253H74ZM167 254V253H166ZM166 254L164 256H166ZM185 254V252H184ZM190 254V252H189ZM68 255V253H67ZM71 255V254H70ZM68 255V256H70ZM139 255V254H138ZM137 255V256H138ZM15 256V255H14ZM37 256V254H36ZM36 256H35V260H36ZM66 256V255H65ZM169 256V253L168 255ZM183 256V255H182ZM186 256V255H185ZM9 257V255H8ZM11 257V256H10ZM140 257V256H139ZM138 257V258H139ZM160 257V256H159ZM158 257V258H159ZM184 257V256H183ZM199 257V256H198ZM15 258V257H14ZM43 258V257H42ZM41 258V259H42ZM72 258V257H71ZM155 258V257H154ZM158 258H156L157 260H159ZM165 258V257H163ZM171 258V257H170ZM177 258V257H176ZM194 258V257H193ZM205 258V257H204ZM1 259V258H0ZM40 259V258H39ZM67 259V257H65V260ZM153 259V258H152ZM34 260V259H33ZM162 260V259H161ZM168 260V259H167ZM197 260V259H196ZM38 261V260H37ZM36 261V262H37ZM40 261V260H39ZM132 261V260H131ZM135 261V260H133ZM142 261V258L140 259V262ZM169 261V260H168ZM185 260H183L184 262ZM154 262V261H153ZM182 262V263H183ZM204 262V260H203ZM35 263V262H34ZM67 263V262H66ZM130 263V262H129ZM178 263V262H177ZM3 264V263H2ZM11 264H20V256L15 260H13L11 262ZM33 264V263H32ZM37 264V263H35ZM69 264V263H68ZM133 264H137V262H134ZM147 264V263H146ZM151 264V263H150ZM159 264V262H158ZM205 264V262L203 263Z\"/></svg>",
	"mask_w": 264,
	"mask_h": 264
}]
</instances>
